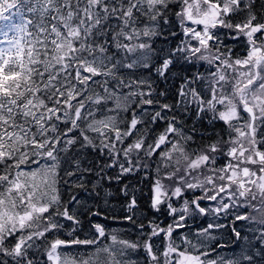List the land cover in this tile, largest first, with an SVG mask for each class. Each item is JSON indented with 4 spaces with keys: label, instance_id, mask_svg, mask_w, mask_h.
Here are the masks:
<instances>
[{
    "label": "snow or ice",
    "instance_id": "6c2138e0",
    "mask_svg": "<svg viewBox=\"0 0 264 264\" xmlns=\"http://www.w3.org/2000/svg\"><path fill=\"white\" fill-rule=\"evenodd\" d=\"M0 264H264V0H0Z\"/></svg>",
    "mask_w": 264,
    "mask_h": 264
}]
</instances>
